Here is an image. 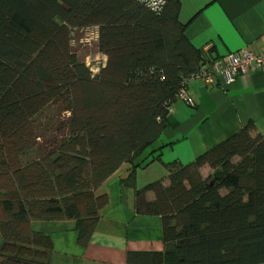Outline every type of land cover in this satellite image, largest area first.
Returning <instances> with one entry per match:
<instances>
[{
  "label": "trees",
  "instance_id": "trees-1",
  "mask_svg": "<svg viewBox=\"0 0 264 264\" xmlns=\"http://www.w3.org/2000/svg\"><path fill=\"white\" fill-rule=\"evenodd\" d=\"M180 2L0 0V264H50L35 220L74 221L85 246L104 182L127 165L121 182L133 185L160 158L172 105H190L180 90L217 58L187 39ZM89 27L96 72L73 46ZM165 166L166 182L134 189L135 214L159 217L164 248L127 251V264H264V134L248 122Z\"/></svg>",
  "mask_w": 264,
  "mask_h": 264
},
{
  "label": "crops",
  "instance_id": "crops-1",
  "mask_svg": "<svg viewBox=\"0 0 264 264\" xmlns=\"http://www.w3.org/2000/svg\"><path fill=\"white\" fill-rule=\"evenodd\" d=\"M178 16L187 39L196 47L213 46L217 62L224 63L226 53L242 48L264 50V0H181ZM188 89L195 104L178 99L172 105L157 142L164 145L160 158L137 168L133 185L121 182L127 165L104 182L108 204L85 246L77 242L72 220L31 222L52 241L50 264H127V251L163 250L160 219L135 214L134 189L166 182V163H188L248 122L264 134V69L254 66L232 83L220 75L210 83L191 79Z\"/></svg>",
  "mask_w": 264,
  "mask_h": 264
},
{
  "label": "built area",
  "instance_id": "built-area-1",
  "mask_svg": "<svg viewBox=\"0 0 264 264\" xmlns=\"http://www.w3.org/2000/svg\"><path fill=\"white\" fill-rule=\"evenodd\" d=\"M254 66L264 69V50L254 53L242 48L226 53L224 63L214 61L210 67H202L198 77L205 83H210L216 79L217 75H220L225 83H232L240 74L247 73ZM179 97L190 105L194 104V99L186 88L180 90Z\"/></svg>",
  "mask_w": 264,
  "mask_h": 264
},
{
  "label": "rangeland",
  "instance_id": "rangeland-1",
  "mask_svg": "<svg viewBox=\"0 0 264 264\" xmlns=\"http://www.w3.org/2000/svg\"><path fill=\"white\" fill-rule=\"evenodd\" d=\"M96 37H97V28L89 27L79 31L77 33V37L73 42V46L76 48L80 58L85 60V62L91 67L92 71L94 72L98 70V67L104 61V56L99 52H97L96 50L95 47ZM5 182L6 180H4V183Z\"/></svg>",
  "mask_w": 264,
  "mask_h": 264
}]
</instances>
